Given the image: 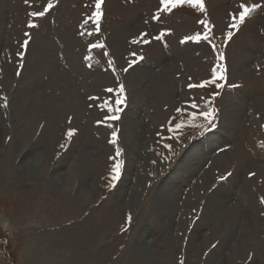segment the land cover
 <instances>
[{
  "label": "rangeland",
  "instance_id": "obj_1",
  "mask_svg": "<svg viewBox=\"0 0 264 264\" xmlns=\"http://www.w3.org/2000/svg\"><path fill=\"white\" fill-rule=\"evenodd\" d=\"M49 3L52 7L44 17L30 16L31 12L43 11ZM110 3L111 11L108 0H101V16L96 21L92 18L95 0H0L3 13V17L0 16V264H26L25 257L32 264H38L43 259V256L40 259L38 246L42 235L66 227H79L80 231L97 229L99 244L93 248L87 264H130L129 259L135 264H160V256L166 257L163 264H186V243L200 220L204 218L209 225L216 220L218 225L212 231H220L229 217L233 218L232 211L226 217L213 210L212 202L227 193V207L235 208L243 192L252 194L256 215L244 208L239 210L235 216L234 235H230L226 227L227 234L222 230L224 233L217 238H209L207 244L210 245H202L197 251L198 259L189 257L188 264L195 261L218 264L224 255L230 254L233 257L227 264H263L264 0H200L203 13L187 2L176 4L171 11H164L160 0H111ZM241 5L249 9L253 5L258 7L246 14L238 28L231 29L233 35L226 41L232 20L238 19L243 10ZM201 20L209 24V41L181 44L184 37L198 32L204 34ZM30 21L36 27L29 28ZM130 25L137 28L123 45L114 49L110 43L112 34ZM55 30L68 34L73 49L65 48ZM141 33L148 34L146 38L150 43L140 41ZM161 33L164 35L160 40L153 38ZM26 38L29 44L22 48ZM133 39L138 42L133 44ZM100 44L103 47H90ZM28 53L45 56V73H48L49 63L54 70L68 72V68L74 74L76 72L70 69L72 63L79 71L77 74L80 73L76 86L64 76L67 84L61 81L54 89L38 90L39 95H54L56 101H62L80 88V110L66 112L52 147L47 146L49 139L36 146L41 140L42 124L35 132L18 138L24 127V117L16 114L14 117L18 107L15 97L24 86H27L26 91L33 88L29 89L20 76ZM221 54L224 58L219 64L224 67L225 78L217 79L220 87L212 84L190 89L189 84L211 79L213 68L219 71L216 57ZM187 55L189 60L181 58ZM86 56L89 57L87 61ZM139 56L143 59L139 60ZM5 57L12 60L9 71L3 69ZM133 59L137 63L125 72L129 60ZM136 69L140 73L155 74L136 91L138 101L133 100L127 80ZM174 83L179 89L169 101L167 86ZM120 85L124 87V103L120 105L119 119L110 120L107 119L111 115L108 109L117 107L118 97L115 91L105 90L117 89ZM28 96L22 93L17 100L25 101ZM90 97L98 99L90 100ZM37 98L38 95L35 101ZM193 102L198 105L196 109L191 108ZM209 107L215 110L214 126L204 131L201 126L207 122L201 113ZM177 124L181 125L179 129ZM128 125V133L132 134L133 128L139 138L135 147L130 144L127 149L124 131ZM69 129L75 130L71 138L66 136ZM117 129V143L110 144L111 131ZM211 142L215 148L208 159L192 176L187 174L185 170L194 162V153H202L206 145L211 148ZM165 144L169 147L165 148ZM240 146L245 150V157L236 169L233 164L238 163ZM116 147L121 149L119 157H115ZM80 153L85 162H95V176L84 177L82 170L77 173L66 191L72 202L67 211L77 203L75 197L84 196L86 201L80 204L75 215L60 219L61 210L54 208L57 206L55 187L50 179L56 173L70 174V169L78 164ZM219 153L222 161H214L213 155ZM117 159L122 164V175L115 188H110L111 168ZM24 162L37 165L35 176L25 174ZM178 167L181 169L177 170ZM208 167V179H201L200 173ZM170 177L180 194L174 202L178 211L173 225L180 222L182 230L172 241L174 251L163 252L161 231L158 233L154 229L162 225L154 197L162 189L163 181ZM220 177L225 178L221 180ZM207 203L211 212L205 211ZM129 214L131 222L126 219ZM64 220L68 221L63 223ZM202 228V234L209 233ZM238 230L240 233L236 235ZM198 240L192 243L189 251L195 250ZM234 244L238 246L232 249ZM215 250L221 257L213 260L210 254Z\"/></svg>",
  "mask_w": 264,
  "mask_h": 264
},
{
  "label": "bare ground",
  "instance_id": "obj_2",
  "mask_svg": "<svg viewBox=\"0 0 264 264\" xmlns=\"http://www.w3.org/2000/svg\"><path fill=\"white\" fill-rule=\"evenodd\" d=\"M110 2H111V0H108L109 11H111L110 8H113V6ZM115 9H116V7H115ZM0 16L3 17L2 12H0ZM136 28L137 27H135L134 25L133 26L130 25V26H127L126 29L116 30L110 38V43H111L112 47L114 49L119 48L121 46V44L124 42V40H126L131 34H133V31ZM55 31H56L55 33H57L55 35L60 36L62 38L61 39L62 44L65 46V48L68 51L73 49L72 48V41L69 40L68 34H66L65 32H59L57 30H55ZM61 35H63V36H61ZM64 46H63V48H64ZM37 54H38V56H36L35 54H32V53L31 54L28 53L26 55L24 67L22 69V72L20 73V76L22 75L21 78L24 80V83H26V82L28 83L29 89L31 87H33V88L26 91L27 86H24L25 87V88H23L24 90L21 89L20 91H18V93H17L18 95H16V97H15V100H16L15 106L16 107L18 106V107L15 109L14 117H15V114H16V116L20 115V116L24 117V118H22V119H24V127L18 133L19 139L24 138V136L26 137L31 132H35L36 129L39 127V125L42 124L41 130H40L41 140L38 142V144H36V146L39 147L40 145H43L46 142V140L49 139V143L47 146L52 147L53 144L57 140V135L61 130L60 123L64 119V115L66 114V112L69 114L71 112H74L76 109L80 110V105H81V103L79 102L80 92H78V90H80V88L73 90L72 91L73 94L71 93L69 98H63L62 101H59V100L56 101V99L54 98V95H44L43 93L39 95L38 90L43 91V89L44 90L50 89V88L54 89L55 87H57V85L61 81H64L67 84L66 78L64 76H66V77L68 76V79L71 80L72 82H74V85L76 86L77 84H79L78 81L80 82V73L77 74V72H79V71L76 70V68H73V64L70 63V61H69V63H70L71 71L76 72L74 74H71L69 72L68 68H67V70L70 74L66 70H62V72H60V70H54L51 68V63H49L47 65L48 73H45V71H44L45 56L43 54L41 55V53H37ZM3 56H5V55H3ZM36 57H38V58H36ZM181 58L189 60L190 56H188V55L182 56ZM9 59H11V58L10 57L4 58L3 69H5V71H7V70L9 71L12 68V60H9ZM148 73L149 74L140 73L139 69H136L131 74H129L127 76L128 83L131 87V91H132L131 93H132L133 100L138 101L137 100L138 95H136L137 94L136 91H138V89H140L141 84L144 81L152 80L151 78H153L155 75L152 72H148ZM44 77L46 78V80H43ZM44 81H46V82H44ZM167 88H168V92H169V95H168L169 99H167V100L170 101L174 98V96L176 94L175 92H177L179 87L176 83H174L173 85L169 84V86H167ZM22 93L23 94L28 93L29 96L25 99V101L18 102L17 96H19ZM37 95H38V98L35 101V96H37ZM258 95H260V93ZM259 103H261V102H259ZM13 106H14V104H13ZM24 114H25V116H24ZM129 129H130V126L128 125L127 128L125 127V131H124V132H126V134H125L126 137H124V143H125L127 149H128V146L130 144H132V146L135 147V144L137 143V140L139 138L137 133L135 132L136 131L135 129L133 130V128H132V134L128 133ZM245 136H247V135H245ZM36 146H35V148H36ZM209 146L210 145H206L205 151H203L202 153H200V152L194 153V157H193L194 162H192L190 164L191 166H187L188 169L185 170V172L187 174H190V176H192L194 173L197 172L196 171L197 168L199 169L200 167H202V163L204 161H206V159H208L207 158L208 155H210V153L213 151L212 149L215 148V147H213L214 145L212 142H211V146L213 148L212 147L210 148ZM238 154H239L238 163L236 162L233 164V160H231L232 164L234 165L233 168H236V169H237V165H239L241 163V161L244 160V157H245V150L243 149V146H240V148L238 150ZM221 156H222V154L219 153V155L218 154L213 155L212 158L214 159V161L220 162V161H222V158H223ZM79 157L80 158L77 161L78 164H75V166L70 169V174L65 176V174L62 175V173L61 174L56 173L50 179L51 183H53V186L55 187L54 197L56 198V202H55L56 204L55 205H57V206L54 208L57 211L61 210L60 215H59L60 219L61 218L67 219V216L75 215L79 211L78 207H80V204H83L86 201V198L84 199V196H80V195L78 197L74 196L75 200H77V203L73 204V209L71 211H67V208L72 206V202L69 200L70 199L69 196L66 195V191L68 190V187H70L69 184L71 183L73 178L75 176H77V173L82 170L84 177L86 175H87V177L91 176L90 178L95 176V172H96L95 171L96 170L95 162L94 161L93 162L92 161L85 162L84 156L82 153H80ZM209 158L211 159V157H209ZM232 164H230V165H232ZM22 167H23V170L25 171V174H28V176H31V175L35 176L36 175L35 169H37L36 168L37 165H34V163L32 165L28 162H24ZM209 168L210 167H208L207 170L205 169L200 173L199 177L201 179L204 177L207 178V176L209 175V170H210ZM176 169L179 170V169H181V167H178ZM222 170L224 171V169H222ZM211 176H209V177H211ZM207 179H205V180H207ZM195 183H197V181ZM175 184L176 183L174 182V179L172 177L166 179L165 181H163V184L160 185V186H162L161 187L162 189L160 191H158L154 197L157 201L156 209L158 210L159 220H161V224H162L161 227L154 228V229H156V231H158V233L161 231L160 238H161L162 243L164 245L163 252L166 250L168 252L174 251L173 250V246L175 245L173 243L174 239L178 235V232H180L182 230V224H180V222H176V224L173 225L174 215L178 211V209L176 210L174 202H176L177 196L180 195L179 192H177V187L174 186ZM208 185H210V184H208ZM203 186H204V184H203ZM197 187H198L197 191H199L200 186L198 183H197ZM197 191H195V192H197ZM220 191L221 190H219L218 192L220 193ZM218 192L217 193L215 192L216 193L215 195H218ZM226 194L227 193L222 194L221 197L215 196L217 198V200L215 202H212V208H213V210L216 209L217 211L221 212L222 214H225L226 217H229L230 215L228 213H230L232 211L231 214L233 215L232 216L233 218L229 217V221H227L225 223L222 230L226 231V234L228 231H231L230 235H234L235 232L232 233V231H233L234 225L237 223L236 222L237 217L235 218V216H238V211L244 208L246 211L247 210L251 211L253 216H254V215H256V209H254L255 206H252L253 205L252 204V201H253L252 194H247L246 192H243L242 196L235 203V206H234L235 208L227 207V205H226V200H227ZM209 206L210 205L207 203V205L205 206L206 212H211V208ZM58 208H59V210H58ZM117 209L113 210L114 213L117 211ZM179 209H181V208H179ZM235 212H236V215H235ZM251 212H250V214H251ZM114 213H113V215L115 216L118 213V211L116 212V214H114ZM113 215H112V217H113ZM204 220L205 219L203 218V220H200V222H198V224H196V226L193 227V230L191 231L192 233H191V236L188 240V243H186L187 248H188V250L185 249L186 250L185 251L186 264L189 263V257H191L193 259H198V257H196L197 251L200 250V247L202 245H204L205 247L210 245V244H207V242L209 241V238L215 239V238H217L218 235L224 233L221 229H219L220 231H216V230L212 231V230H214L213 229L214 227L216 228L215 225L218 223V222L216 223V220L211 225H209V223L206 222V220L205 221ZM67 221L68 220H64L63 223H65ZM217 221H220V219L219 220L217 219ZM202 222L205 223V225H202ZM175 227H176V229H175ZM202 227H205V230H209V233L208 234H206V233L202 234V232H203L202 230H204V228H202ZM226 227H227L228 231L226 230ZM96 230L94 228H92L91 230L80 231L79 227L78 228L66 227V228H63L59 232L52 233V234L46 233V234L42 235L43 240H42V242L38 241V246H39V248H41L40 259L42 258V256H43V259H41L39 261L37 260L38 264H87L88 259L93 254V248L94 249L97 248L96 245L99 244V241H98L99 240L98 239L99 234L96 233ZM239 233H240V230L237 231L236 235L237 234L239 235ZM143 236H145V233ZM198 238H199V240H198L199 242L196 245L197 247L195 246L196 247L195 250H193L192 252L189 251V250H191L190 246L192 245V243L194 241H196V239H198ZM139 240H138V242H139ZM221 242H223V241H221ZM236 246H238V245L234 244L231 247L233 249L234 247L237 248ZM231 251H233V250H231ZM34 253H36V251ZM210 257L213 258V260H214L215 258L219 259L221 257V255L219 253H217L215 250L210 254ZM231 257H233L232 254H230L229 256L224 255L223 261L221 263H220V261H218V264H227V262L229 263ZM160 258H161L160 264H163V262H165V260H166V257L164 258V257L160 256ZM24 260L26 261L25 262L26 264H32V261L27 260V257H25ZM129 263L135 264V261L133 259L132 260L129 259ZM194 264H198V261H195ZM211 264H214V263H211Z\"/></svg>",
  "mask_w": 264,
  "mask_h": 264
},
{
  "label": "snow or ice",
  "instance_id": "obj_3",
  "mask_svg": "<svg viewBox=\"0 0 264 264\" xmlns=\"http://www.w3.org/2000/svg\"><path fill=\"white\" fill-rule=\"evenodd\" d=\"M189 3L192 5L193 8H199L200 12L203 13L204 12V6L202 3H200V0H160V3L161 5H163V9L164 11H171V9L173 7L176 6V4L178 3ZM52 7L51 3H49L43 11H39V12H31L30 13V16L32 17H44L46 15V13L49 11V9ZM243 10L239 12V18L238 19H233L229 28L230 30L228 31L227 33V36L225 37V40L227 41L228 39H230L233 35L231 29H236L238 28L245 20V16L246 14H248L251 10L255 9L256 7H258L257 5H253V8L252 9H249L248 7H246L245 5H241L240 6ZM100 16H101V0H95V11L92 13V18L96 21H98L100 19ZM153 19H156V17H153ZM199 23L203 26L204 28V34L201 35L199 32L194 35V36H187V37H184L182 40H181V44H184L186 41H193V42H201V41H204V42H207L209 41L210 37L209 35L207 34L208 33V30H209V24L207 22V20H201L199 21ZM29 28H33V27H36L35 24H33L31 21L29 22ZM147 33H141L140 34V41H142V43L144 44H148L150 43V41L146 38L147 37ZM164 34L161 33L160 35H157L155 37H153L155 40H160L162 38ZM25 36L28 37L29 36V33H25ZM138 42L137 39H133L132 40V43L133 44H136ZM29 44V40L26 38L23 42V44H21V47L24 48L25 46H27ZM90 47H103L102 44L100 45H91ZM105 55H108L107 53H105ZM133 56H136L135 53H132ZM224 57L223 55H218L216 57V60H217V66H218V69L219 71H217V68H213L212 69V72H211V79H206V80H203L201 83L199 84H189L188 87L191 89V88H203L205 87L206 85H212V84H216V87H220V85L217 82V79L219 80H223L225 77L223 75L224 73V67L222 65L219 64V61L222 60ZM89 59V57H85V60L87 61ZM139 60H142L143 57L142 56H139L138 57ZM137 63V60L133 59V60H129V63H128V68H125L124 71L127 72L129 68H132L133 65H135ZM108 64H109V67L111 68L112 67V61L109 60L108 61ZM114 71V69H113ZM106 92L108 93H112V92H116V95L118 97V99L116 100V105L117 107L115 109H112V108H109V112L111 113V115L107 118V119H110V120H117L119 119V114L121 112V108H120V105L122 103H124V87L123 85H120L119 88L117 89H114V88H107L105 90ZM90 100H96L98 99L97 97H90L89 98ZM108 102L105 101V104H107ZM198 107V105L196 103H192L191 104V108L193 109H196ZM214 109L209 107L207 109V111H203L201 113V115L203 116L204 120L207 122L205 125H202L201 127H203L204 131H207L209 129H211L214 125H213V115H214ZM193 116H195V113L192 114ZM99 123V122H98ZM109 128L112 127L111 124L108 125ZM181 127L180 124H177L176 125V128L179 129ZM74 131L73 129H69L68 132L66 133V136L68 138H71L74 134ZM203 134V133H202ZM117 136H118V129L117 130H113L111 131V137H110V140H109V143L110 144H113V145H116L117 143ZM61 147H64V145H61ZM165 148H168L169 145L165 144L164 146ZM121 155V149L120 147H116L115 148V157H119ZM122 175V164H121V161H119L118 159L116 160V162L112 165V168H111V174H110V183H109V187L110 188H115L116 186V183L119 181L120 177ZM230 175V174H228ZM251 175V174H250ZM225 177H220V179H224ZM262 203H264V199H262L261 201ZM127 221L128 222H131V214H129L127 216Z\"/></svg>",
  "mask_w": 264,
  "mask_h": 264
}]
</instances>
